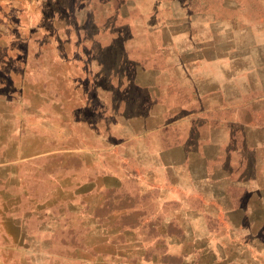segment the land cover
<instances>
[{"label":"crops","instance_id":"obj_1","mask_svg":"<svg viewBox=\"0 0 264 264\" xmlns=\"http://www.w3.org/2000/svg\"><path fill=\"white\" fill-rule=\"evenodd\" d=\"M139 1L0 0L1 257L43 256L74 217L111 248L76 240L87 264H159L144 262L157 247L202 264L264 231V52L199 39L179 0ZM25 76H42L32 108ZM28 124L32 148L15 133ZM42 159L52 166L21 168ZM130 183L160 211L158 233L133 202L90 203Z\"/></svg>","mask_w":264,"mask_h":264},{"label":"rangeland","instance_id":"obj_2","mask_svg":"<svg viewBox=\"0 0 264 264\" xmlns=\"http://www.w3.org/2000/svg\"><path fill=\"white\" fill-rule=\"evenodd\" d=\"M139 4L140 8L149 10L153 2L152 0H140ZM171 4V7L174 9L186 10L194 14L192 22L194 27L193 32L195 31L199 39L203 41L215 39L220 44L226 45V43H229L232 47L239 50L251 46L252 50L256 53L264 52L263 46L260 45L264 43V0H179L172 1ZM212 26L217 29H212ZM2 74V70H0V83H3L2 79L7 77L2 76ZM41 77L25 76L26 86L28 87L25 105L29 106V108L35 105V84L39 82ZM2 104L3 97L0 95V121L3 118L2 116L5 115ZM15 127L16 136L19 135L18 131H21L22 134L24 132L25 140L30 145L29 147L32 148L33 146L29 141L33 140L36 130L35 124H28L26 129L22 128L21 130H19L18 125ZM46 130L50 131L49 129ZM38 132H44V129H39ZM41 134H45V132ZM46 146L50 147L49 145ZM47 162L52 166V162L42 159L40 163L32 162L21 168H31L33 170L38 164H46ZM0 167H2L1 164ZM31 179L32 177L26 178L27 184L30 183ZM1 186L2 183H0V188ZM131 202L141 207V211L134 218L141 215L139 220L142 221V230L147 234L158 233L162 226L160 225L161 217L159 219L158 215L160 211L156 208V204L147 198L144 191L135 184L130 183L124 185L122 188L120 186L118 189H106L99 194L93 193L90 198V203L97 210L101 211L114 205L122 206ZM171 210L172 213L175 211V209ZM70 222L75 226V230L71 231L68 229L65 232H60L57 237L58 240H53L52 244L48 240L46 242L48 245L46 244L43 247L50 248V250L46 251L47 249H45L43 256H40V254L12 256L10 258L0 256V264H87L88 262H82V258L89 259L90 253L71 247L72 244H77L76 240L78 239H84L92 248L111 249L102 243L103 235L98 228H92L88 232L87 229L80 225V219L77 217L72 218ZM43 227L50 228L51 226L46 224ZM60 227L62 228V225ZM178 229L183 235V227L175 224L169 226V232L171 233H177ZM188 243L191 244L190 241ZM220 244L222 246L217 251V257L205 256L202 258V264H264V231L256 238H253L244 234L242 230L239 235L235 236V239L224 240ZM163 253L164 251L157 247L154 253L146 256L144 262L149 263V258L156 257L159 259V264H190L189 258H186L185 261L183 257L164 256ZM91 259L89 264H113L111 261L112 256L109 255L102 256L95 254ZM123 264H128V262H124Z\"/></svg>","mask_w":264,"mask_h":264}]
</instances>
